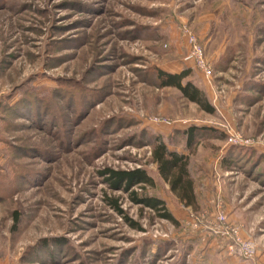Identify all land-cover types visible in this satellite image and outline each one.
<instances>
[{
	"label": "rangeland",
	"instance_id": "374dc122",
	"mask_svg": "<svg viewBox=\"0 0 264 264\" xmlns=\"http://www.w3.org/2000/svg\"><path fill=\"white\" fill-rule=\"evenodd\" d=\"M185 67L215 113L159 86L157 68ZM194 124L225 137L187 148L176 129ZM157 134L190 157V208L152 160ZM138 167L154 186L103 173ZM218 211L264 225V0H0V264H246Z\"/></svg>",
	"mask_w": 264,
	"mask_h": 264
},
{
	"label": "trees",
	"instance_id": "16d2710c",
	"mask_svg": "<svg viewBox=\"0 0 264 264\" xmlns=\"http://www.w3.org/2000/svg\"><path fill=\"white\" fill-rule=\"evenodd\" d=\"M192 69L185 67L179 72H171L162 68H157L156 77L160 87H174L178 89L182 96L200 106L208 113H215L216 107L209 99L206 91L196 84L190 75ZM186 139L187 147L190 148L202 137L203 134L224 138L225 133L217 131V128L207 125H190L186 129H176ZM152 160L157 164L160 176L169 183L172 192L186 205L196 202L195 181L191 174L190 157L184 151L172 148L163 135L157 134L153 140ZM108 175L109 183L117 189L129 191L134 186H154V178L143 167L134 169H112L108 168L104 172ZM132 198L136 203L154 210L157 217L164 218L174 224H178V219L168 208L166 201L158 196L144 194L140 195L131 191ZM118 212L124 213L118 203H114Z\"/></svg>",
	"mask_w": 264,
	"mask_h": 264
},
{
	"label": "built area",
	"instance_id": "2783aa9c",
	"mask_svg": "<svg viewBox=\"0 0 264 264\" xmlns=\"http://www.w3.org/2000/svg\"><path fill=\"white\" fill-rule=\"evenodd\" d=\"M191 42L193 44V51L187 57V60L195 59L203 69H206L208 75L211 74V70L207 67L205 61L203 60V50L201 46L197 43L196 38L190 34ZM161 122H166L164 120H160ZM230 140L234 143H238L241 140V137L235 135L234 133L230 134ZM217 221L219 226L226 225L227 232L230 236L231 243L230 248L233 253L243 258L246 264H258L256 261L257 255V245L253 239L244 238L241 235L242 225L236 223H229L227 220V216L225 213L219 212L217 213Z\"/></svg>",
	"mask_w": 264,
	"mask_h": 264
},
{
	"label": "crops",
	"instance_id": "0c3cea01",
	"mask_svg": "<svg viewBox=\"0 0 264 264\" xmlns=\"http://www.w3.org/2000/svg\"><path fill=\"white\" fill-rule=\"evenodd\" d=\"M179 71L180 70L171 71V72H179ZM187 127H189V126L187 125L183 128H187ZM195 194H196V192H195ZM192 205H194V204L186 205L187 206L186 208H190V206H192ZM241 225H242L241 232H242L243 237L247 238V239H253L256 242V245H257L256 261H257V263L258 264H264V225H262V227H258V229H257L256 233H254V235L250 234L251 232H250V230H248V225L246 223H242Z\"/></svg>",
	"mask_w": 264,
	"mask_h": 264
}]
</instances>
